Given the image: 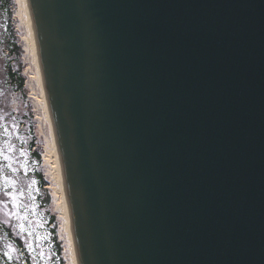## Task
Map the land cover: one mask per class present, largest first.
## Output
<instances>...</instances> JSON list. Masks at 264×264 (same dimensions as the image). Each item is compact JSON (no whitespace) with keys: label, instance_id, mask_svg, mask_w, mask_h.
Returning a JSON list of instances; mask_svg holds the SVG:
<instances>
[{"label":"water","instance_id":"1","mask_svg":"<svg viewBox=\"0 0 264 264\" xmlns=\"http://www.w3.org/2000/svg\"><path fill=\"white\" fill-rule=\"evenodd\" d=\"M79 264H264V0H27Z\"/></svg>","mask_w":264,"mask_h":264},{"label":"rangeland","instance_id":"2","mask_svg":"<svg viewBox=\"0 0 264 264\" xmlns=\"http://www.w3.org/2000/svg\"><path fill=\"white\" fill-rule=\"evenodd\" d=\"M14 2H16V5L15 8L11 9V18L0 11V89L4 92L3 97L0 98V111L9 104L16 115L15 120L11 118L4 123V128L8 127V123L11 126L10 130H4L3 135L10 137L11 134H8V131H10L14 134L15 139H24L25 126L23 127L22 120L30 116V110L34 116L38 149H42L43 162L41 164H37V162L32 163L28 147L16 152L18 144L10 143L11 150L16 155L14 163L19 169V174L12 181H4V188L6 189L5 198L10 202L11 208H6L4 203L0 201V222H13L15 224L14 231L16 236L21 237L29 248L33 247V243L37 246L38 241L42 237L46 241L42 230L45 229L49 216L46 214V210L41 207L37 198L39 189L38 175L42 174L44 180L48 183L47 188L50 191V193L48 192L52 202L50 215H56L55 217L58 219V239L62 244L63 255L65 256L66 245L64 243L66 241L63 236V209L66 201L61 195L60 180L51 182L52 166H55L53 160L50 159V164L47 161V159L49 160L48 155L55 148L58 153V145L54 136L53 122L50 113H47L45 99L42 96L39 83L33 79L36 68L31 48L28 13L21 0H15ZM9 31L17 35V38H13L12 42L15 43V39H18L17 45L21 48V58H19L17 49L16 54H14L7 48L9 44ZM9 70L11 73L20 72L24 76L25 85L22 91L15 90V85H11L10 80L5 77V75H8ZM2 141L4 145H7L10 140H6L4 137ZM58 160L60 162L59 157ZM19 161L21 165L17 164ZM62 239H64V242ZM7 248L11 255L17 256V250L13 244H7ZM46 257L49 260L48 253Z\"/></svg>","mask_w":264,"mask_h":264},{"label":"trees","instance_id":"3","mask_svg":"<svg viewBox=\"0 0 264 264\" xmlns=\"http://www.w3.org/2000/svg\"><path fill=\"white\" fill-rule=\"evenodd\" d=\"M15 8L14 0H0V11L5 13L8 17L11 18V9ZM17 35L14 33H10L8 36L9 44L7 48L12 51V53L16 54V49L19 52V58H21V48L17 45L18 39H15V43L12 42L13 38H17ZM5 75L10 80L11 85H15V90L22 91L25 85V78L20 72L7 73ZM3 91L0 89V98L3 97ZM30 116L26 117L22 120L23 127L25 126V138L19 139L14 138V134L8 131V134H11L10 137H6L3 135L4 130H10V126L8 123V127L4 128V123L9 119H16V115L14 111L11 109L10 105L7 104L2 111H0V201L4 203L6 208L10 209V202L5 198L6 189L4 188V181H12L19 174V169L14 163V158L16 155L11 150V144H18L16 147V152L22 150V148L28 147L30 157L32 158V163L37 162V164H41V152L42 149H38V138L35 133V121L33 113L29 110ZM10 140L7 145H4L2 140L4 139ZM29 144V145H28ZM35 150V151H33ZM24 153V152H23ZM25 154V153H24ZM27 160V158H26ZM18 165H21V162H17ZM39 189H38V202L41 207L46 210V214L49 216V220L45 225V229L42 231L46 237V241H44L43 237L37 243V246L29 248L25 245L22 238L16 236L15 234V224L13 222L2 223L0 222V264H22V258L20 256V249H23L25 252V260L27 264H65L64 259L62 257V246L60 242H58L57 229H58V221L55 216L50 215V206H51V198L48 194V190L45 188L48 186V183L44 180L43 175H38ZM7 244H13L17 250V256H13L9 253ZM49 254V260L46 257V254Z\"/></svg>","mask_w":264,"mask_h":264},{"label":"bare ground","instance_id":"4","mask_svg":"<svg viewBox=\"0 0 264 264\" xmlns=\"http://www.w3.org/2000/svg\"><path fill=\"white\" fill-rule=\"evenodd\" d=\"M21 1L23 3L24 8L26 9V11L28 13V20H29V27H30V34H31V48H32V52H33L34 58H35L36 72H35L33 79H35L39 83V87H40L42 96L45 99V103H46V107H47V113L48 114L50 113L51 120L53 122L49 103H48V99H47V94L45 91L46 88H45V83H44V76H43L42 66H41L39 53H38V49H37V44H36V40H35V36H34L32 22H31V18H30V14H29L27 0H21ZM53 131H54V136H55V140H56V144H57V138H56L54 123H53ZM48 157H49V160L47 159L48 164H50L51 160H53V164L55 165L54 167L52 166V171H51L52 180H51V182H55L57 180H60L61 195H62V198L63 199L65 198V201H66V205L63 209V215H64L63 236L65 237V241H66V243H64L66 245V249H65L64 253H65L66 260H67V264H79V259H78V255L76 252V242H75V238H74V233H73V229H72L66 193H65L64 184H63V177L61 179V176H62L61 164L58 160L59 151L57 153L56 148H55L51 152V154L48 155ZM53 198H54V196H53ZM62 241L64 242V239H62Z\"/></svg>","mask_w":264,"mask_h":264}]
</instances>
